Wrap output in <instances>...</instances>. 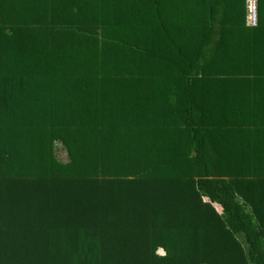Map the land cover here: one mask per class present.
Returning <instances> with one entry per match:
<instances>
[{
  "label": "trees",
  "instance_id": "obj_1",
  "mask_svg": "<svg viewBox=\"0 0 264 264\" xmlns=\"http://www.w3.org/2000/svg\"><path fill=\"white\" fill-rule=\"evenodd\" d=\"M256 5L0 0V264H264Z\"/></svg>",
  "mask_w": 264,
  "mask_h": 264
},
{
  "label": "built area",
  "instance_id": "obj_2",
  "mask_svg": "<svg viewBox=\"0 0 264 264\" xmlns=\"http://www.w3.org/2000/svg\"><path fill=\"white\" fill-rule=\"evenodd\" d=\"M247 22L250 27L256 26L257 23L256 0H248L247 2Z\"/></svg>",
  "mask_w": 264,
  "mask_h": 264
},
{
  "label": "rangeland",
  "instance_id": "obj_3",
  "mask_svg": "<svg viewBox=\"0 0 264 264\" xmlns=\"http://www.w3.org/2000/svg\"><path fill=\"white\" fill-rule=\"evenodd\" d=\"M247 2H248V0H246V25L249 26L248 22H247ZM256 7H257V5H256ZM55 155H56L57 159L61 162H66L68 160L65 149L59 143L55 144Z\"/></svg>",
  "mask_w": 264,
  "mask_h": 264
}]
</instances>
